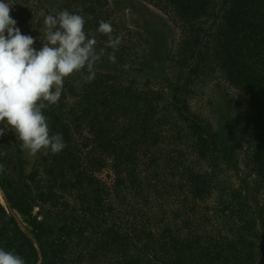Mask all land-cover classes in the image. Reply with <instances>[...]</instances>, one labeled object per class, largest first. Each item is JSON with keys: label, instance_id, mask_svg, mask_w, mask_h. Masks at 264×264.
<instances>
[{"label": "trees", "instance_id": "16d2710c", "mask_svg": "<svg viewBox=\"0 0 264 264\" xmlns=\"http://www.w3.org/2000/svg\"><path fill=\"white\" fill-rule=\"evenodd\" d=\"M10 2V16L37 50L46 43L44 17L68 10L83 16L105 54L94 81L82 79L87 70L73 73L58 103L43 110L50 134H62L67 146L42 155L21 186L5 166L0 136L8 208L0 203V248L25 264H257L259 254L264 264L252 199L223 179L224 167L234 166L230 150L190 106L208 72L245 97L254 113L248 160L264 186V0H156L173 7L183 30L160 81L135 66L147 40L118 29L108 0ZM101 20L122 37L116 63L97 31ZM105 170L109 181L99 176Z\"/></svg>", "mask_w": 264, "mask_h": 264}, {"label": "clouds", "instance_id": "9594fccd", "mask_svg": "<svg viewBox=\"0 0 264 264\" xmlns=\"http://www.w3.org/2000/svg\"><path fill=\"white\" fill-rule=\"evenodd\" d=\"M12 7L10 0H0V136L5 130L14 132L21 150L29 157L56 155L67 145L62 134H50L43 110L58 103L64 81L73 73L87 70L82 79L85 83L94 81V66L105 49L97 53V40L85 32L83 16L62 10L44 17L46 43L37 50L33 47L35 39L22 34L10 16ZM97 31L107 36L106 48L113 49L108 59L116 63L115 51L122 37L113 36L111 24L103 20ZM122 67L127 70L130 66ZM4 170L0 164V173ZM0 264L25 261L14 251L0 248Z\"/></svg>", "mask_w": 264, "mask_h": 264}, {"label": "rangeland", "instance_id": "374dc122", "mask_svg": "<svg viewBox=\"0 0 264 264\" xmlns=\"http://www.w3.org/2000/svg\"><path fill=\"white\" fill-rule=\"evenodd\" d=\"M108 4L112 12V20L122 33L131 31L134 40L137 39L136 42L139 41L140 35L147 40V45H143V42L139 43L140 57L135 62V66L147 78L153 81L162 80L167 59L177 49L183 37L182 25L177 21L173 7L168 2L158 6L156 0H108ZM105 67L109 68L107 65ZM67 99L69 103L73 102L74 90L69 92ZM190 106L195 115L210 123L222 143L229 148L234 166L224 167L223 179L235 188L249 193L252 208L258 215V230L263 241L259 248L264 254V186L250 159L248 160L247 149L254 131L252 108L245 97L231 86L220 72H208L196 83ZM11 136L10 131L5 130V134L1 137V154L5 166L21 186L29 173L39 168L38 161L42 155L29 157L24 151L18 154L12 147ZM74 137L79 139L75 131ZM109 175L107 170L99 174L106 181H109ZM0 203L7 208L1 191ZM33 213L38 214L40 219L45 217V213L38 207L34 208ZM14 215L24 229L25 225L21 222L20 216L16 212ZM260 258L259 254L257 264H263Z\"/></svg>", "mask_w": 264, "mask_h": 264}]
</instances>
